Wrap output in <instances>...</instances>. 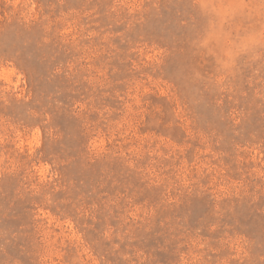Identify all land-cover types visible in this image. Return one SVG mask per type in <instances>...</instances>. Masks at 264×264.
I'll use <instances>...</instances> for the list:
<instances>
[{
  "label": "rangeland",
  "instance_id": "1",
  "mask_svg": "<svg viewBox=\"0 0 264 264\" xmlns=\"http://www.w3.org/2000/svg\"><path fill=\"white\" fill-rule=\"evenodd\" d=\"M0 264H264V0H0Z\"/></svg>",
  "mask_w": 264,
  "mask_h": 264
}]
</instances>
